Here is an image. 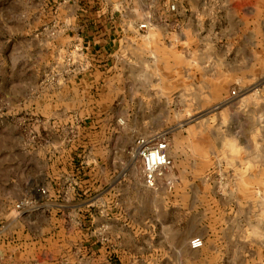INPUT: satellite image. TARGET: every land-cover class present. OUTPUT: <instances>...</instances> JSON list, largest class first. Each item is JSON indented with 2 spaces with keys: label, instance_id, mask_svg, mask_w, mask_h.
Instances as JSON below:
<instances>
[{
  "label": "rangeland",
  "instance_id": "1",
  "mask_svg": "<svg viewBox=\"0 0 264 264\" xmlns=\"http://www.w3.org/2000/svg\"><path fill=\"white\" fill-rule=\"evenodd\" d=\"M261 134L264 0H0V264H264Z\"/></svg>",
  "mask_w": 264,
  "mask_h": 264
},
{
  "label": "built area",
  "instance_id": "2",
  "mask_svg": "<svg viewBox=\"0 0 264 264\" xmlns=\"http://www.w3.org/2000/svg\"><path fill=\"white\" fill-rule=\"evenodd\" d=\"M169 148L170 144L165 136L159 139L142 136L137 139L136 154L142 160L144 179L150 187H156L164 178L166 171H174L177 168V164L169 155ZM203 245L202 237L191 240L193 248H200Z\"/></svg>",
  "mask_w": 264,
  "mask_h": 264
},
{
  "label": "crops",
  "instance_id": "3",
  "mask_svg": "<svg viewBox=\"0 0 264 264\" xmlns=\"http://www.w3.org/2000/svg\"><path fill=\"white\" fill-rule=\"evenodd\" d=\"M246 89V91H248L249 89H251V88H249L248 89V87L246 86L245 87ZM261 107H262V103H261V105H260ZM250 146H252L253 147V149L251 150V154H252V156L253 157H251L250 159V162L252 163H260L259 164V167H258V164H256V165H252V168H251V170H254V172L255 173H251L250 174V176L251 177H253V176H257V174H256V172L258 171L260 174H261V176L262 177H264V135L263 134H261L259 137H254V139H252L251 140V142H250V144H249ZM203 153H204V151H202ZM206 162H207V160L204 158V156L202 155V158H201V160L199 161V165H203L202 167H205V165H206ZM201 163V164H200ZM202 170H204V169H202ZM205 171V170H204ZM249 204H252V202L251 201H249ZM250 209V208H249ZM207 225V224H206ZM206 231L207 232H205V230L203 231V232H200L204 237H207V234H209V230L208 229H206ZM225 231L226 230H223L222 232L225 234ZM202 236V237H203ZM219 236H223V235H218V238H219ZM203 237V238H204ZM208 238V237H207ZM207 238H206V240H207ZM217 238V239H218ZM225 238V237H224ZM205 239V238H204ZM228 239V238H227ZM194 251H199V250H202V249H193ZM218 254V251L216 250L215 251V255H217ZM218 257H220V256H218ZM233 263V262H232Z\"/></svg>",
  "mask_w": 264,
  "mask_h": 264
},
{
  "label": "bare ground",
  "instance_id": "4",
  "mask_svg": "<svg viewBox=\"0 0 264 264\" xmlns=\"http://www.w3.org/2000/svg\"><path fill=\"white\" fill-rule=\"evenodd\" d=\"M170 173V172H169Z\"/></svg>",
  "mask_w": 264,
  "mask_h": 264
}]
</instances>
